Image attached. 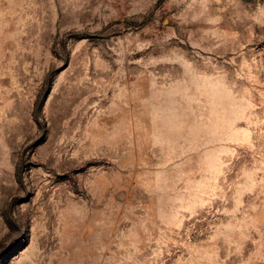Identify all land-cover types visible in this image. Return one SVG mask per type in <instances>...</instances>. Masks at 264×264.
I'll return each instance as SVG.
<instances>
[{
	"label": "rangeland",
	"instance_id": "rangeland-1",
	"mask_svg": "<svg viewBox=\"0 0 264 264\" xmlns=\"http://www.w3.org/2000/svg\"><path fill=\"white\" fill-rule=\"evenodd\" d=\"M0 264H264V0H0Z\"/></svg>",
	"mask_w": 264,
	"mask_h": 264
}]
</instances>
